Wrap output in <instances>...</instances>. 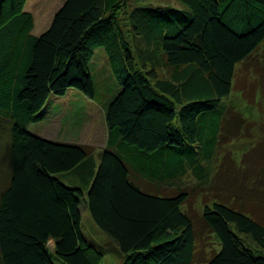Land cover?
Segmentation results:
<instances>
[{"label": "trees", "instance_id": "obj_1", "mask_svg": "<svg viewBox=\"0 0 264 264\" xmlns=\"http://www.w3.org/2000/svg\"><path fill=\"white\" fill-rule=\"evenodd\" d=\"M18 1L0 0V20L9 10L0 26V122L10 135L0 264H98L107 249L84 236L82 207L122 264H264L254 250L264 251V163L246 165L250 150L238 167L222 152L246 125L247 138L255 128L224 100L238 68L264 65V0L136 6L121 26L115 12L127 0H65L40 35ZM99 49L114 93L96 161L84 146L29 128L44 121L52 97L75 90L95 100ZM260 90L253 106L264 110ZM227 168L234 189L218 178ZM200 198L205 230L219 245L206 259L194 224Z\"/></svg>", "mask_w": 264, "mask_h": 264}, {"label": "rangeland", "instance_id": "obj_2", "mask_svg": "<svg viewBox=\"0 0 264 264\" xmlns=\"http://www.w3.org/2000/svg\"><path fill=\"white\" fill-rule=\"evenodd\" d=\"M64 1L65 0H21L20 2L18 1L16 7L18 12H28L33 15L34 34L40 35L50 26L54 14L59 10ZM136 6L159 9H183L177 0H146L145 4H141L135 0H127L123 2V7L120 6L115 12L120 26L126 22L127 16ZM8 11L5 13L4 19L0 20V26L9 18ZM123 31L125 32L124 28ZM128 39L131 43L130 37H128ZM102 53H104V50L101 49L96 52L93 65L91 66V68H94L93 74L96 83L95 100L84 99L85 97L75 90H69L64 97H52L47 107L43 108L40 112V115H44L45 117L44 121L33 124L29 128V132L33 134L38 136L43 135L48 138L57 136L60 138L59 141L63 142H66L65 139L70 141V138H73V140L85 145L84 147L87 148L96 161H98L100 152H102L106 146L108 129L104 111L109 102L108 100L112 98L111 95L114 93V85L108 81L109 73L111 74V72L106 62L101 58V55H103ZM257 57H264V50H262ZM248 67L249 66L243 65L241 68H238L239 74L231 97L224 100V103L234 107V110L241 113L245 119L255 123L251 138H247L249 137V130L246 125L240 138L234 140L235 142H231L230 145L225 146L227 149L222 150V152L227 155L229 152L232 153L233 159L236 161L238 167L241 166L243 155L250 150H252V152L245 161L246 165L254 166L264 163V110L260 108L261 106H253V102L255 103L254 99L257 95V102L259 103L262 100V96L260 97L259 92H261V88L264 89V65H257V69ZM105 69L109 71L107 73L108 75H106ZM161 72L163 77H169L168 72H164V70ZM228 124H230V122H228ZM228 129L230 132L233 131L231 125H228ZM9 142V125L7 122L2 121L0 122V191L7 186L8 177H10V159L8 161L7 153ZM235 173L234 170L230 171L229 168H227L222 176L219 174L218 178L223 179L224 183L229 177V180L233 181L231 187L234 189L236 185L234 184V180H236L237 176ZM255 174L258 175L259 171H254L253 175ZM253 175L250 174V176ZM185 177L187 181L192 183V178L188 176ZM261 180H263V178ZM219 182L222 181L219 179ZM237 192L243 195L241 188H238ZM207 202L211 205L213 200L210 198ZM202 209L203 202L200 198L195 204L194 224L198 236L200 237L199 246L203 249V254L206 259L211 255L212 251L219 250V245L216 239L208 235L205 230L204 223L201 219ZM81 213L82 231L86 239L95 247L107 249L105 255L99 259L98 264H122L116 252L110 250L114 242L96 226L85 207L81 208ZM50 246L53 248L54 245L52 242ZM254 250L256 253L264 252L260 248L257 250L254 247ZM57 264L62 263L57 262ZM197 264L203 263L198 261Z\"/></svg>", "mask_w": 264, "mask_h": 264}, {"label": "crops", "instance_id": "obj_3", "mask_svg": "<svg viewBox=\"0 0 264 264\" xmlns=\"http://www.w3.org/2000/svg\"><path fill=\"white\" fill-rule=\"evenodd\" d=\"M39 136L42 137V138H44V139L54 140V141H59V139H60V138H58L57 136L54 137V138H48V137H45V136H43V135H42V136L39 135ZM65 141H66V142H64V143H67V144H73V145H81V146H85V145H82V144H80L79 142L73 140V138H70V141L67 140V139H65ZM59 142H63V141H59Z\"/></svg>", "mask_w": 264, "mask_h": 264}]
</instances>
